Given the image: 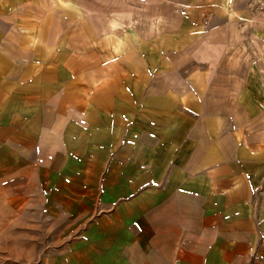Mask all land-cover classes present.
Listing matches in <instances>:
<instances>
[{"label": "crops", "instance_id": "0c3cea01", "mask_svg": "<svg viewBox=\"0 0 264 264\" xmlns=\"http://www.w3.org/2000/svg\"><path fill=\"white\" fill-rule=\"evenodd\" d=\"M114 4L0 0V264H264V52Z\"/></svg>", "mask_w": 264, "mask_h": 264}, {"label": "rangeland", "instance_id": "374dc122", "mask_svg": "<svg viewBox=\"0 0 264 264\" xmlns=\"http://www.w3.org/2000/svg\"><path fill=\"white\" fill-rule=\"evenodd\" d=\"M102 2L116 3L114 5H117V12L129 14L131 18L155 17L162 12H165L166 17H173L172 12L175 10L181 21L195 19L194 21L198 23V44L203 51L201 53L203 57L199 58L202 65L210 64L222 50L229 53L231 65L238 62L249 65L254 59H258L253 57L255 54L260 55L264 52V0H102ZM162 3H165V10L160 6ZM103 12L106 13L105 10ZM211 32L221 36L206 35ZM261 59L263 61L264 57ZM229 77L230 80H235L237 74L233 73Z\"/></svg>", "mask_w": 264, "mask_h": 264}]
</instances>
